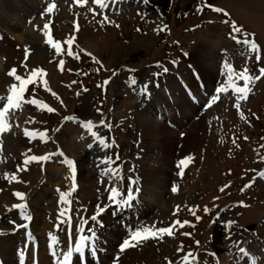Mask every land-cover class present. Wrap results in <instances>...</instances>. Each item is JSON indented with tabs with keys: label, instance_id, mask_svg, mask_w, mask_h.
Listing matches in <instances>:
<instances>
[{
	"label": "rangeland",
	"instance_id": "obj_1",
	"mask_svg": "<svg viewBox=\"0 0 264 264\" xmlns=\"http://www.w3.org/2000/svg\"><path fill=\"white\" fill-rule=\"evenodd\" d=\"M163 1L149 0L146 4L144 0H104L105 6L100 7L94 0H87L83 5H78L75 0H0V30L3 31H0V96H6L9 86L18 83L7 75L8 71L15 68L18 75L27 77L32 69L40 68L47 73L45 79L51 91L45 90L44 85L37 81L28 86L25 99H36L55 109L49 113L25 103L10 116L11 131L0 136V161L13 159V171L28 167L23 161L31 155H49L59 142V153L55 156L60 155L52 157L55 161L39 163L41 183L40 179L37 182H10L15 188L25 187L26 203L34 205L28 209L35 218L33 226L29 223L28 227H34L32 231L37 235L39 246L40 240L46 244L50 233L63 239L69 229L73 232L88 225L93 227L97 222L91 218L97 215L98 208L106 211L97 216L98 221L102 216H108L107 212L110 214L106 189L115 186L116 182H112L108 172L111 168L116 169L119 176L121 174L122 186L118 188L124 196L131 189L134 198L138 196L135 200L144 199L150 206L155 203L151 206L154 210L147 216L149 218L137 222L131 231L150 227L159 229L178 217L187 221L195 218L188 246L197 249L200 245H207L208 256L215 253L226 264H237L238 249L228 253L232 254L231 257L225 254L227 250L223 252L221 241L227 238L226 234H220L222 238L212 242L220 226L234 221L232 228L239 232L236 239L241 241V245L254 253L259 248L264 250L259 240V228L264 224V178L258 173L264 170V78L251 85L247 100L238 101L228 89L219 94L215 103L212 102L213 96L217 95L216 90L227 83L225 65H231L236 72L246 67L253 76L259 75V70L264 68V0H172L166 10L163 9L166 7L162 5ZM119 2L125 3L124 7H118ZM51 3L57 7L48 14L45 9ZM207 5L223 12L212 11ZM225 12L228 15H224ZM104 17L109 22H105ZM46 23L51 27L53 39L62 45L60 55H56L44 42L43 26ZM77 24L78 32L74 27ZM232 24L240 27L242 32L234 33ZM159 28H165V31L158 32ZM72 36H75L71 48L73 56H69L64 42ZM245 37L256 42L258 52L249 50L242 43ZM26 48L31 51L26 61L27 68L24 66ZM60 61L64 62L63 71L59 67ZM130 78L136 79L134 86L129 84ZM236 83L244 86L243 81ZM183 87L194 90L192 93H200V102L193 106L192 112L187 106L192 107L193 104L190 105L187 98L183 96L178 100L177 95L182 94ZM53 92L59 99L52 95ZM148 96L157 102L163 99V103L159 105L156 102L157 105L152 107L153 100V104L147 105ZM176 99L177 111L169 104ZM237 102L239 110L235 107ZM173 113L170 124L163 125L169 130L165 133L167 138H177L172 142L176 147L171 151L173 166L165 184L166 192L161 195L160 190L153 186L154 182L150 181L143 185L145 195L141 197L135 190L141 184L138 183L136 167L143 163L146 164L145 170L151 169V162L160 154L157 155L155 150L159 133L154 142L147 138L141 120L149 118L154 125L159 123L157 120L161 114ZM186 114L188 118L184 117ZM68 117L74 119H66ZM87 121L94 125L95 138L82 127ZM33 128L47 134V145L41 138L37 139L39 137L30 140L25 136V130L31 132L29 129ZM182 141L190 151L178 155ZM139 151L143 158L139 157ZM189 156L193 158L190 167L194 163L201 177L191 194H183L182 186L173 193L172 180L177 179L175 166ZM109 159L110 164L100 163V160ZM65 160L74 161L75 166L81 168L77 167L76 191L69 197L70 205L60 203V192H68L72 185ZM28 169L22 175L32 172L30 166ZM102 171L105 175H101ZM129 181H135V184ZM10 183L5 178L0 181V197ZM42 183L45 188L39 186ZM39 188L48 192L43 193ZM222 188L224 191H220ZM166 193L168 197L163 203ZM4 196L7 197L0 199V230L7 231V234H3L4 239L0 242L6 241L2 242L3 249L9 253L12 238L16 243L23 241V233L9 235V232L24 220H20L19 211L12 207L21 201L11 192ZM241 202L247 207H242ZM177 206L179 212L174 215ZM65 208L69 209L70 220L61 223L65 218L59 213ZM189 209L195 210V215ZM122 215L117 219H122L124 212ZM103 219L100 223L104 225L110 220ZM69 222L71 225L66 229ZM79 222L87 225H79ZM114 228L117 227H105L112 232L110 239L119 236ZM96 229L101 230V234L105 230ZM84 230L89 232L90 228ZM179 237L178 234L174 239L167 240V236L163 240L150 239L135 248L140 253L144 251L148 256H156L152 263L147 264H168L169 261L175 264V260L178 263L175 257ZM188 246L185 249L188 250ZM225 258L230 259L225 261ZM263 260L260 264H264Z\"/></svg>",
	"mask_w": 264,
	"mask_h": 264
},
{
	"label": "bare ground",
	"instance_id": "obj_2",
	"mask_svg": "<svg viewBox=\"0 0 264 264\" xmlns=\"http://www.w3.org/2000/svg\"><path fill=\"white\" fill-rule=\"evenodd\" d=\"M46 3V2H45ZM125 4V3H124ZM124 4L123 2H119L117 4V6H122L124 7ZM40 6V5H39ZM38 7V6H36ZM1 31V30H0ZM3 33V31H1ZM6 35V34H5ZM4 35V37H5ZM199 57V56H198ZM195 62V61H194ZM197 67V66H196ZM169 70V69H168ZM177 73V72H176ZM206 75V74H205ZM205 81V80H204ZM207 81V80H206ZM208 83V82H207ZM178 87V86H177ZM194 88V87H193ZM186 91L188 92V89H186ZM180 99H183V96L182 94H179L177 96ZM200 99V96L197 97V100ZM177 100V99H176ZM159 102H157L159 105L162 104L163 102V99H160L158 100ZM178 103V100L177 101H173L172 105H175V103ZM198 102V101H197ZM1 103V102H0ZM153 104V100L148 96L147 97V105H151ZM1 105V104H0ZM145 105V104H144ZM145 105V107L147 106ZM189 111L192 110L190 106H187ZM30 108V107H28ZM194 110V109H193ZM12 115V114H11ZM10 115V116H11ZM28 118V117H27ZM160 119H164L167 121L166 117H162ZM23 121V120H22ZM142 125H143V131H144V134L145 136L148 138L150 137V139L155 140L156 138V134L159 133V137H157V140H155V143H157V147L155 148L156 152H157V155L159 154V156H156L155 160L153 162H151V169H148V170H145L144 166L146 164H139L136 168L138 170V175H137V179H138V183L140 184V187L139 186H136V191H137V194L140 195L141 197L143 195H145V192H143L145 190V187H143V185L149 183L150 181H153V186L157 187L160 192H161V195L164 194L166 192V189H165V184L167 183V179L169 178L170 176V169H171V166H173V163H172V160H173V154L171 151H173V148L176 147L174 146V144L172 142H175V140L177 138H174V140L172 139V137L170 138H167V135L165 133L169 132V130H167V128H165L163 126V123L160 122V123H156L154 125L151 124V121L150 119H142ZM16 127V126H15ZM28 128V126H27ZM22 130V128H21ZM31 132H37V133H40V130L38 131H35V128L33 129H29ZM24 131V130H23ZM20 132V131H19ZM98 132V131H97ZM143 133V132H142ZM5 135L8 134V132L4 133ZM155 134V135H154ZM166 136H165V135ZM13 136V135H12ZM3 137V136H2ZM8 137V136H6ZM95 138V137H94ZM155 138V139H154ZM5 139V137H4ZM35 139V138H34ZM37 139H40V138H37ZM101 139V137H100ZM184 139V138H183ZM31 140V139H30ZM98 140V139H97ZM149 140V139H148ZM173 140V141H172ZM185 140H187V138H185ZM93 141H96L93 140ZM99 141V140H98ZM146 141V140H145ZM92 142V141H91ZM154 142V141H153ZM46 143V142H45ZM58 143V144H57ZM90 143V142H89ZM99 143V142H98ZM101 143V142H100ZM171 143L173 145H171ZM186 143V141H185ZM57 146H56V153L58 152V150L60 149L59 147V142L57 141L56 142ZM47 145V143H46ZM95 145V143H94ZM93 145V146H94ZM50 146V145H49ZM58 147V148H57ZM193 147V146H192ZM191 147V149H192ZM150 149V148H149ZM7 150V149H6ZM5 150V151H6ZM143 148L140 150L142 152ZM147 150V149H146ZM9 151V150H8ZM55 151H52L51 153H49V155L51 154V158L52 156L55 154L54 152ZM140 151H139V157L140 158H143L141 155H140ZM149 151V150H148ZM189 152L190 149L188 147V145L185 147L184 146V143L183 141L180 143V147H178V155H184L186 152ZM187 152V153H188ZM52 153H54L52 155ZM8 155V154H7ZM31 155V154H30ZM57 155H60V154H57ZM56 155V156H57ZM9 156V155H8ZM33 156V155H31ZM148 156V155H147ZM146 156V157H147ZM5 158V157H4ZM54 158V157H53ZM66 158V157H65ZM75 158V157H74ZM70 159V158H69ZM72 159V157H71ZM6 160H10V161H6ZM3 159L2 161H0V181L4 180L5 178V175H15L17 177L18 180H27V181H30V182H37V179H40V183H41V180H42V176H40L42 174V168H39L40 165L39 163H36V162H32L30 164H28L27 166V170H29V166L32 168V172H29L28 171L26 172L27 174L26 175H22V173H24L25 171H21V173H19L18 170H14L13 171V167L15 166L14 163L12 164V162L14 161L13 159ZM13 160V161H11ZM19 160V159H18ZM52 160V159H51ZM73 160V159H72ZM66 161V160H65ZM101 161V160H100ZM74 162V161H73ZM193 162V161H192ZM12 164V165H11ZM42 164V163H41ZM16 165H19L18 163ZM43 165V164H42ZM45 165V164H44ZM64 165V164H63ZM66 166V165H64ZM63 166L64 170L66 169L65 167ZM24 167V166H22ZM76 167V173L79 174V169L77 167L79 166H75ZM177 167V166H176ZM80 168V167H79ZM121 169V167H119ZM118 168V171L120 172V169ZM20 169V168H18ZM81 169V168H80ZM59 170V169H58ZM62 170V168L60 169ZM63 170V171H64ZM116 170V169H115ZM172 170V169H171ZM46 171V170H45ZM66 171V170H65ZM264 170L262 171H258V173H261L263 172ZM61 171H59L58 173H60ZM136 172V171H135ZM174 172H175V175L177 176V179H173L172 180V184L173 186H176V187H179V186H182L183 188V194H191L192 191L194 190V185L195 183L198 182V180L200 179L201 177V174L199 173V169L198 167H195L194 166V163H193V166L190 167V165L184 169V174L183 176L181 177L180 175H178V172H179V169L176 168V170L174 169ZM64 172H62L63 174ZM65 174V173H64ZM10 175V176H11ZM50 175V174H49ZM61 176V173L59 174ZM111 175V174H110ZM45 177V176H44ZM43 177V178H44ZM176 178V177H175ZM65 179V178H64ZM111 180L112 182L113 181H116L115 182V186L116 187H119L122 186V178H121V174L119 176V174L117 176H112L111 175ZM110 180V181H111ZM181 181V183L179 181ZM189 180V181H188ZM188 181V182H186ZM10 183V182H9ZM46 183V182H45ZM137 183V185H138ZM183 183H186V184H183ZM11 184V183H10ZM8 184V186L6 187V190L4 191V194L7 193V194H10L11 193H15V192H20V193H24L26 196H27V190L25 187H20V188H15V186H13L14 184ZM264 184V183H263ZM41 186L42 188H45V185L42 183V185H39ZM38 186V187H39ZM135 186V185H134ZM37 187V188H38ZM139 187V189H138ZM143 187V188H142ZM42 188H39L42 189ZM64 188V187H63ZM171 189V188H170ZM225 189V188H224ZM43 190V189H42ZM1 191V190H0ZM135 191V192H136ZM221 191V189H220ZM48 191H45V189L43 190V193H47ZM4 194L0 197V199L2 197H7V196H4ZM49 194V193H48ZM47 194V195H48ZM170 195V194H169ZM32 196V195H31ZM127 196V194H126ZM125 196V197H126ZM164 198H163V203L167 200V193L165 195H163ZM174 196V195H173ZM20 202V201H19ZM22 202V201H21ZM20 202V203H21ZM28 209H30V205H33L32 202L31 204L28 203ZM34 206V205H33ZM151 206H155V203L152 204ZM150 206V204H147V202H145L144 199L142 200H135V198L133 199L132 203H131V206L130 207H125V210L127 211V213L130 212V210L135 207V216L133 217H130V215H126V217L123 218V220L120 222V223H116L114 221V218L112 219V216L111 214L108 213V216H103L102 218H100L101 220L99 222H102L104 219L103 218H106V219H110L108 222L105 223V225L103 223L102 226L103 228L105 229L106 228H110V227H114L116 226L117 228H114V231L118 234L119 236H117L116 238H113V239H110V234L112 232H110L108 229L104 230V232L101 234V230H94L96 226V224L94 225V227H90L88 225V228H90L92 231L94 230L96 232V235H97V239L95 240V243H94V252L92 251V249H90L89 253L87 254H90L91 255V258L89 260V264H93L92 260L93 259L96 263L95 264H147V263H152L153 262V258L156 257V256H153L150 255L148 256L149 254H146L144 251V253H140L139 252V249L137 248H130L128 250H126V252H123L121 253L119 251L120 249V245L123 243V241H119L120 238H121V232H123V229L125 230V228H128L129 226L133 225L135 223V221H138L140 220L142 222V219H144L145 217L149 216L151 214V212L154 210L152 207ZM165 205H163L164 207ZM37 207V206H35ZM166 207V206H165ZM12 208V207H11ZM38 208V207H37ZM123 208L121 209H112L110 210L111 212L113 211L114 214L113 216H118L119 213L121 212ZM177 209V208H176ZM175 209V210H176ZM10 210V209H9ZM60 210V209H59ZM58 210V213L60 212ZM31 212V211H30ZM106 212V211H105ZM31 215V214H30ZM192 216V215H191ZM149 218V217H147ZM186 218V217H185ZM20 219V218H19ZM35 218H33L32 216V220L30 221L31 223V226H33V221H34ZM195 219V218H193ZM193 219L190 221L189 218H188V221L185 219V220H181L179 217L178 218H175V219H172L170 221V223L168 225H166L165 227H168L170 226L174 221L176 220H180L181 222H184V221H187L188 224L185 225L184 228H178L177 231H176V235L175 237H177V235L179 234V240H178V243H177V249L180 247V246H183V249H184V254L188 251H191L194 253V255L197 257V262L198 264H226L222 259L219 258V256L217 254L214 253V255H212L211 257L208 256L207 254L210 255V253H208V251L206 250V246L207 245H204L203 247H201L202 245H200L199 247L196 248H193L192 246H188V242L190 241L191 237L193 236V232H194V228H195V220L193 221ZM17 220V219H16ZM22 220V219H20ZM80 221V220H78ZM82 221V220H81ZM8 222V221H7ZM11 222V221H10ZM23 223H27L29 224L27 221H24ZM21 222L15 224L13 227V230L12 231H15V230H20V229H25V228H22V227H18L19 225L23 224ZM4 224V223H3ZM83 223H80L79 222V225H81ZM226 224V223H225ZM224 225L220 226L221 229H219L220 231H217L215 236L213 237L212 239V242H217L219 239H221V235L222 233L226 234V239H223L221 241V245H222V249H223V252L225 253V251L227 250L228 252H226L225 254L228 256L230 254L228 253H233V251L235 249H239V247H243L244 249L247 250V252L250 254L249 256L245 257L241 254H239V251H238V263L237 264H260V260L261 259H264V250H261L262 248H259V249H256V252L254 253L253 251H251L248 247L244 246V245H241V241H238L236 239V236L240 235L239 232H237V230H233L234 228H231L228 229L225 227V230L224 229ZM12 225V223H11ZM78 225V224H77ZM98 225V224H97ZM67 226V225H66ZM70 226V223L68 224V227ZM101 226V225H100ZM4 227V226H3ZM16 227V228H15ZM54 227V226H53ZM79 227V226H78ZM77 227V228H78ZM163 227V226H162ZM161 227V228H162ZM34 228V227H33ZM75 228V227H73ZM102 228V227H101ZM1 229H5V228H1ZM30 229L32 230V228H27L25 229L27 232H26V236L28 237L29 236V233L31 232ZM56 229V228H55ZM83 229V228H82ZM100 229V228H99ZM87 230V229H86ZM259 237H260V241L263 243L264 245V224L261 226V228H259ZM81 231L80 230H77V232ZM236 231V232H234ZM0 232L2 233H5L7 231L5 230H0ZM77 232H72L70 231L68 233V237H69V242L70 240H73L74 242L77 241L79 239V233ZM127 232V231H126ZM125 233V232H124ZM183 233H189V235H183ZM31 234V233H30ZM223 234V236H224ZM3 236V235H2ZM37 236V235H36ZM12 237V236H10ZM31 239L30 241L32 242L33 240H35V235L32 233V235L30 236ZM175 237H167L166 239H174ZM130 238V235L125 238ZM0 239H4V238H0ZM15 239V237H14ZM64 239V238H63ZM124 239V240H125ZM166 240V241H167ZM71 241V243L73 242ZM2 242H5L4 240ZM0 242V264H19V257H18V253L23 251L25 252V264H49L48 262V259L46 257V253H43L42 251L41 252H38L37 251V254H35L30 260L26 254L27 252V249H26V246L24 244V246L22 245H19L16 243V241L14 240L13 241V238H12V242L13 244H9V248H8V252H5L4 249H3V245L4 243ZM165 241H163L162 243H164ZM235 242H239L240 244L237 245V243ZM110 244V246H108ZM115 243V246L117 245V248L112 250L111 247H113ZM2 244V245H1ZM8 244V243H7ZM16 245L17 248H19V252L17 253V255L13 258L12 257V247L13 245ZM73 245H71L70 243H64V242H59L58 245H57V252H62L61 255L64 256V254H66L71 248H72ZM119 246V248H118ZM189 247V249H185L186 247ZM224 247V248H223ZM264 247V246H263ZM41 248H44L43 246H41ZM162 249V248H161ZM176 249V251H177ZM211 250V251H210ZM258 250V251H257ZM209 251L211 252L212 254V249L209 248ZM57 255H59V253H57ZM203 252H205L203 254ZM237 253V252H236ZM5 255H8V256H4ZM177 256L175 257L178 261L180 260V254L181 252H176ZM60 255V256H61ZM223 255V254H222ZM232 255V254H231ZM230 255V257H231ZM73 256V255H72ZM226 256V257H227ZM117 257H119V259L117 260ZM161 257V255H160ZM168 257V256H166ZM225 257V255H224ZM59 259H62V258H59ZM155 259V258H154ZM162 259V258H161ZM230 258H225V261L229 260ZM264 261V260H263ZM175 264H178L175 260ZM229 264V263H228Z\"/></svg>",
	"mask_w": 264,
	"mask_h": 264
},
{
	"label": "snow or ice",
	"instance_id": "obj_3",
	"mask_svg": "<svg viewBox=\"0 0 264 264\" xmlns=\"http://www.w3.org/2000/svg\"><path fill=\"white\" fill-rule=\"evenodd\" d=\"M87 0H75V3H77L78 5H83L84 3H86ZM94 2L99 5L100 7H104V0H94ZM149 0H144V3H148ZM57 5L55 3H51L49 6H47V8L45 9L46 13L51 14L55 9H56ZM207 7L212 8V11L215 12H223L222 9L220 8H214L211 5H207ZM202 9H198V11H200ZM224 15H228V13H224ZM105 22H109L107 17H104ZM75 31H79V25H75ZM232 29L234 33H241L242 29L238 26H236L235 24H232ZM43 31H44V36H45V43L47 45L50 46L51 49L54 50L56 55H60L63 52V48L60 42L55 41L52 37L51 34V27L49 24H45L43 26ZM158 32H162L165 31V28H159L157 29ZM235 39V36L233 37ZM75 42V36L70 37L69 39H67L64 43L67 44L68 46V55L69 56H73V52L71 51L72 45ZM240 42V41H238ZM242 43H244L245 45H247L249 47V50L251 51H259L258 46L256 44V42L254 40H252L250 37H245L242 41ZM25 68H27V58L31 55V51L30 49H25ZM90 55V54H89ZM75 58V57H74ZM97 63H99V61H96ZM59 67L60 70L63 71L64 68V62L60 61L59 63ZM226 68V79H227V83L225 85H223L222 87L218 88L216 90L217 95L213 96L212 98V102L215 103L218 99H219V94L220 93H224L226 91H228V89H231L232 92L237 96V100L238 101H243V100H247L249 97L250 92L252 91L251 85L257 81L260 80L262 78H264V68H261L259 70V75L253 76L251 75L250 71L248 68H244L242 71L240 72H236L231 65H225ZM129 71H135V69H129ZM165 71H167V69H165ZM7 75L9 77H13L15 81H17L18 83H12L9 88L7 89V95L6 96H0V102H2V105H0V136H2L4 133L11 131V123L9 122L10 119V115L13 114L15 111H18L22 108V106L27 103V104H31L36 106L37 108H39L40 110H47L49 113L54 112L55 109L49 107L48 105L44 104L43 102L37 101L36 99H29L26 100L25 99V93L28 89L29 85L35 84L37 83V81H40L43 85L45 90L47 91H51L50 88H48V82L45 79V77L47 76V73L40 68H34L32 69L27 77H22L21 75L17 74V70L15 68L11 69L10 71H8ZM243 81V87H240L237 85L236 81ZM108 81H105V84H107ZM137 83L135 78H130L129 80V84L131 86H134ZM145 91H146V87H145ZM52 95L54 97H56L57 99H59L58 96H56V93H52ZM211 106V104L209 105V107ZM235 107L237 108V110H239L240 108V104L239 102L236 103ZM241 118L243 119V114H241ZM66 119H74L72 117H68ZM82 127L86 128L87 131L89 133H91V135H93L94 137L96 136V133L92 131L94 125L91 121H87L85 123L82 124ZM25 136H27L29 139H34V138H41L42 140H44L46 142V138H47V134L46 133H37V132H29L27 129L25 130ZM0 145H2V140H0ZM61 155H63V153H61ZM51 158V154L50 155H45V156H31L26 158L23 161V164L26 166L32 162H36V163H44L47 162L49 159ZM192 157H186L184 159H181L179 161V163L177 164V168L179 169L178 175H180L181 177L184 174V169L187 168L189 166V164L192 161ZM101 164H110L111 160H101L100 161ZM66 164L70 170V177L69 179L72 180V185H71V189L68 192H60V203L64 204V205H70L71 200L69 199V197H71L72 193L76 191V184H75V176H76V167H75V163L71 160H67ZM99 167V165H98ZM27 167H22L20 169H18V171H26ZM108 172L112 175V176H117L119 173L115 170H112L111 168L108 169ZM101 175H105V173L102 171ZM261 177L264 178V172L260 173ZM5 179L9 180V182H21L17 179V177L15 175H5ZM130 184H135V181H129ZM250 187V185H248ZM109 193L107 200L110 202V205L113 206L115 209H121L123 207H130L131 203L134 199V193L131 189L128 190L127 192V196L125 197L124 194L122 193V191L116 187V186H112L109 187L108 189H106ZM171 191L173 193L178 191V188L176 186H173ZM221 191H224V189L222 188ZM14 196L20 200L23 201V203H19V204H15L12 207L16 210L19 211V215L20 218L24 221H28L30 222L32 220V216L29 214L28 212V205L26 203V196L24 193H20V192H15ZM241 206L242 207H247V205L243 204L241 202ZM11 210V209H10ZM69 209L65 208L63 209L59 215L61 217H64L65 219L61 221V223H65L68 222L70 220V217L67 216ZM105 211L104 208H98V212L97 215H94L91 219L93 221H96L97 224L99 225V221L97 220V216L102 215V213ZM189 211L192 212L193 215H195V210L193 209H189ZM179 212V206H177L176 211L173 213L174 215L178 214ZM197 219H199V217H197ZM215 222V221H213ZM188 222L184 221L181 222L180 220H176L174 221L170 226L168 227H162L159 229H156L155 227H150V228H143L141 230L135 231L134 233L131 234L129 239H125L123 241V243L120 245V249L119 251L121 253L125 252L126 250L130 249V248H135L140 246L143 242L148 241L150 239H155V240H163L166 236L167 237H175L176 235V231L178 228H184L185 225H187ZM234 224V221H229L225 224V227L230 229L231 226ZM18 227H23L25 229L28 228V224L25 223L23 225H19ZM59 229V226H57V230ZM83 231V229H81V232ZM4 233L0 232V235H3ZM183 235H189V233H183ZM31 236V234L29 233V237ZM97 239V235L96 232L93 230L91 235H83L81 234L79 236V239L75 242V246L74 248H71L66 254H64L63 256V262L64 264H70V258L72 257L73 253L79 254L80 256H83L84 254V250L86 248L92 249V251L94 252V243L95 240ZM49 240H50V249H53L52 254L53 256L56 255L55 252V247L56 245H58L59 240L58 237L53 235V234H49ZM197 246H199V241L196 242ZM237 243V245L239 244V242H235ZM183 246H180L177 249V252H183ZM239 254L247 257L250 254L247 252L246 249H244L243 247H239L238 249ZM18 257H19V264H25V252L21 251L18 253ZM119 259V257H117V260ZM167 259V258H166ZM168 264H172V261H169ZM178 264H198L197 262V257L194 255L193 252L188 251L186 252L178 261Z\"/></svg>",
	"mask_w": 264,
	"mask_h": 264
},
{
	"label": "trees",
	"instance_id": "obj_4",
	"mask_svg": "<svg viewBox=\"0 0 264 264\" xmlns=\"http://www.w3.org/2000/svg\"><path fill=\"white\" fill-rule=\"evenodd\" d=\"M172 0H164L163 1V6H166L165 8H163L164 10L168 9V7L170 6Z\"/></svg>",
	"mask_w": 264,
	"mask_h": 264
}]
</instances>
